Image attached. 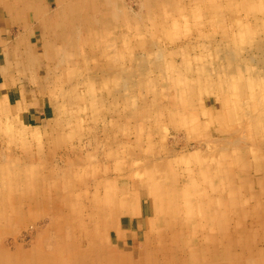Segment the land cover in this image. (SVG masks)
<instances>
[{
  "label": "rangeland",
  "instance_id": "1",
  "mask_svg": "<svg viewBox=\"0 0 264 264\" xmlns=\"http://www.w3.org/2000/svg\"><path fill=\"white\" fill-rule=\"evenodd\" d=\"M29 7L44 11L29 13L32 52L14 42ZM1 48L16 54L0 74V264H74L80 247L89 264L161 258L157 200L177 238L217 211L264 254V0H0V63ZM92 209L116 226L88 245L77 220Z\"/></svg>",
  "mask_w": 264,
  "mask_h": 264
},
{
  "label": "bare ground",
  "instance_id": "2",
  "mask_svg": "<svg viewBox=\"0 0 264 264\" xmlns=\"http://www.w3.org/2000/svg\"><path fill=\"white\" fill-rule=\"evenodd\" d=\"M27 1H31V0H27ZM109 1V0H107ZM154 1V0H153ZM162 1V0H161ZM232 1V0H231ZM156 2V1H155ZM178 2V1H177ZM4 3V2H3ZM152 3V2H151ZM154 3V2H153ZM110 4V3H109ZM2 5V4H1ZM4 5V4H3ZM2 5V6H3ZM46 5V4H45ZM62 5V4H61ZM66 5V4H65ZM100 5V4H99ZM40 6V5H39ZM63 7V6H62ZM66 7V6H65ZM46 8V7H45ZM156 8V7H155ZM169 8V7H167ZM64 9V8H63ZM67 9V8H66ZM201 9V8H200ZM3 10V9H2ZM21 10V9H20ZM47 10V8H46ZM45 10V12H47ZM119 10V9H118ZM28 12L25 13V22H24V26H23V31L17 35V37L14 39V42L19 45L20 43L21 44H25V46L27 47V51H33L34 50V47L32 45V43L28 42V39H31V34H30V31L32 30L31 28V25H29V13L30 11H32V15L34 17V20L35 22L36 21H40V19L42 20V17L44 14V11L42 12V10L38 9V7L36 9H32L31 7H29V9L27 10ZM41 11V12H40ZM66 11V10H65ZM73 9L71 8L70 12H72ZM74 13V12H72ZM116 13V12H115ZM46 14V13H45ZM156 14V13H155ZM193 14V13H192ZM21 15V14H20ZM74 15V14H73ZM72 15V16H73ZM23 16V15H22ZM70 16L67 14L64 15V22L66 23V28L65 30H68L66 31L65 34L64 33V36L60 33V34H52L53 38H54V41H53V44H52V47L51 49L53 50V52L55 51V53L57 52V47L62 43H67L69 42L70 40V35L68 34V32H71L70 30L74 28V24L73 22V17ZM158 16V15H157ZM176 16V15H175ZM55 17V16H54ZM5 18H6V15H5ZM153 18V17H152ZM90 19V18H89ZM158 19V18H157ZM162 19V18H161ZM15 20V19H14ZM27 20V21H26ZM43 20L47 21L49 20V18L45 19L43 17ZM58 20V19H57ZM45 21V28L47 30L50 31V34L53 30L52 28V25H49L47 22ZM157 21V20H156ZM29 22V23H27ZM103 22V21H102ZM164 22V21H163ZM5 23V22H4ZM84 23H87V22H84ZM89 23V22H88ZM105 23V22H104ZM180 23V22H179ZM9 24V23H8ZM23 23H21L22 25ZM157 24V23H156ZM175 24V22H174ZM39 25V24H38ZM180 25V24H178ZM82 26V25H81ZM80 26V29H82ZM94 26V25H93ZM10 27V26H9ZM18 27V26H17ZM43 27V26H42ZM20 28V27H19ZM18 28V29H19ZM178 28V27H176ZM79 29V30H80ZM180 29V28H179ZM78 30V32H80ZM83 30V29H82ZM86 31V30H84ZM47 32V31H46ZM76 32V30H75ZM74 32V33H75ZM106 32V31H105ZM171 32V31H170ZM14 33V32H13ZM78 34V38L79 37V33ZM47 35V34H46ZM83 35V34H82ZM13 36V35H12ZM72 36V35H71ZM85 36V35H84ZM73 38V37H72ZM71 38V39H72ZM75 39V38H74ZM73 39V40H74ZM81 39V38H80ZM72 40V41H73ZM79 40V39H78ZM39 41V40H38ZM83 41V40H81ZM93 41V40H92ZM27 42V44H26ZM74 42V41H73ZM78 42V41H77ZM14 43V44H15ZM94 43V42H93ZM79 44V42H78ZM77 44V45H78ZM81 44V43H80ZM83 44V43H82ZM88 45V44H87ZM3 47V46H2ZM68 48V47H67ZM2 49V48H1ZM4 49V48H3ZM2 49V52H4ZM14 49V48H13ZM62 53V52H61ZM16 52L15 50H12L11 53L9 50H6V52H4V59L3 61L0 63V74L2 73V75L6 76V74L8 73H5L6 71V67L8 68V64L11 65V61L14 59L15 60V55ZM35 56V55H34ZM63 56V53L62 55ZM25 58V57H24ZM32 58V57H31ZM51 58V57H50ZM30 59V58H29ZM13 60V62H14ZM24 60V59H23ZM32 60V59H31ZM63 60V59H62ZM34 61V60H33ZM49 61V60H48ZM69 61V60H68ZM27 62V61H26ZM53 62V61H52ZM51 62V63H52ZM82 63V62H81ZM14 64V63H13ZM46 64V62H45ZM48 64V63H47ZM58 64V63H57ZM55 64V65H57ZM16 65V64H15ZM28 65V64H27ZM35 65V63H34ZM54 67V66H53ZM11 68V67H10ZM47 68V67H46ZM49 68V67H48ZM59 68V66H58ZM29 69V68H28ZM54 69V68H53ZM68 69V68H67ZM31 70V69H30ZM35 70V69H34ZM56 70V69H55ZM66 70V69H65ZM38 71V70H37ZM30 73V72H29ZM45 73V72H44ZM261 73V72H260ZM21 74V73H20ZM15 75V74H14ZM31 74H29L28 76H30ZM43 75V74H42ZM17 78V77H16ZM50 78V77H49ZM53 80V78H52ZM59 80V79H58ZM62 80V79H61ZM201 80V79H200ZM15 81V80H14ZM45 82V81H44ZM66 82V80H65ZM59 83V82H58ZM195 83V82H194ZM44 84V83H43ZM64 84V83H63ZM72 84V83H71ZM206 87V86H205ZM42 88V86H41ZM67 88V87H66ZM69 89V88H68ZM204 89V88H203ZM202 89V90H203ZM205 90V89H204ZM74 98V97H73ZM71 102V100H70ZM67 103V102H66ZM63 107V106H62ZM62 112V110H61ZM63 113V112H62ZM64 114V113H63ZM68 114V113H67ZM247 117V116H246ZM186 118V116H185ZM69 121V120H68ZM185 121V120H184ZM251 123V122H250ZM60 126V125H59ZM69 127V126H68ZM60 128V127H59ZM235 147V146H234ZM233 148V147H232ZM237 150V149H236ZM231 152V151H230ZM229 152V153H230ZM238 153V152H237ZM240 153V152H239ZM233 154V152H232ZM239 157V156H238ZM241 157V156H240ZM250 157V156H249ZM238 159V158H237ZM242 159V157H241ZM235 161V160H234ZM251 163V162H250ZM229 167V166H227ZM225 171V169H224ZM168 175V174H167ZM172 175V174H171ZM235 178V177H234ZM165 179V178H164ZM19 182V181H18ZM150 182V181H149ZM148 182V183H149ZM176 184V183H175ZM162 186V184H160ZM175 186V185H174ZM45 187V186H44ZM229 188V187H228ZM225 191V190H224ZM230 192V191H229ZM194 194V193H193ZM162 195V194H161ZM228 194L226 195H223V198H225ZM30 197V196H29ZM158 197V196H157ZM163 197V196H162ZM203 196H200V203L203 202V200H205V198ZM118 198V197H117ZM127 198V197H126ZM160 198V197H159ZM158 198V199H159ZM42 199V198H41ZM169 200V199H168ZM173 200V199H172ZM12 201V199H11ZM24 201V200H23ZM26 201V200H25ZM118 201V200H117ZM129 201V200H128ZM165 201V200H164ZM163 201V202H164ZM42 202V201H40ZM133 202V201H132ZM158 204L157 205V209L155 211V218L153 219H150L151 222L153 223H156L158 222L159 224H161L162 226H165L167 228V235L166 236H162L163 238V244H162V248L159 249L155 247L156 249V252L155 253H162V257L159 258L158 255H141L140 259L139 260H132L131 259V255H128V254H125L124 252H115L112 248V250H110V252L107 253L106 256H104L103 258H108V260H111L112 262H110L109 264L113 263V264H264V254H259L261 250H258V247L257 249H255L253 246H247L245 248H241L239 249L243 243H242V239L243 238V234H249L250 235L248 236L249 237V241H252L253 239V236L251 234V232H253V229L247 225L245 227H243L242 229L240 228H235L233 227V230L234 229H237L235 230L237 232H230V230H228L227 227L223 228L222 226L218 225V221H222V216L219 215L218 216V212H214L213 215L214 216H211L210 217V221L212 224V227L210 225V227H208L209 231L205 230L203 228V226L201 225L202 224V219L201 218H198L197 223L192 226L190 228V226H187V228L185 229V231H181L177 238L176 236V224H180L181 223L179 222V220H176V217H172L169 213H168V209L165 208L162 204H159V203H163L161 202L160 200H157L156 201ZM205 203H202L203 205L209 207V204L208 202L205 200L204 201ZM225 202V200H223V203ZM235 202V201H234ZM240 202V200H239ZM227 203V202H226ZM243 203V202H242ZM16 204V203H15ZM43 204V203H42ZM136 204V203H135ZM169 204V203H168ZM241 204V202H240ZM7 205V204H6ZM173 207H170V208H176V204H171ZM244 205V204H243ZM107 206V205H106ZM26 207V206H25ZM122 203L120 204V202L118 201L116 204H115V207L114 205H112V208L116 209V208H122ZM136 207V205H135ZM10 208V207H9ZM28 208V206H27ZM43 208V207H42ZM57 208H60V206H58ZM62 208V207H61ZM40 209V208H39ZM51 209V208H50ZM41 210V209H40ZM43 210V209H42ZM41 210V211H42ZM159 210V211H158ZM177 208H176V213H177ZM17 211V210H16ZM212 211V210H211ZM20 213V211H17ZM80 212V211H78ZM89 213L85 214V215H82L83 214V211L81 209V216L80 218L77 220L78 222V229H79V232L81 234V236L84 238L83 242H87L88 241V245L90 242H93V240L95 242H97L98 240H95L97 239L98 237H102L103 235H105L106 233L109 232V230L112 228V227H115V221L113 222V220H110V222L108 220H106L103 224L102 223H97L95 222V219L96 218H99V216L101 217V210H97V209H92V210H89L88 211ZM117 212L116 214L120 213L121 210H117L115 211ZM114 212V213H115ZM193 215L195 216L197 214L198 211H195L193 209ZM18 213V214H19ZM42 213V212H41ZM39 213V214H41ZM48 213H49V210H48ZM27 214V213H26ZM51 214V213H50ZM136 214V213H135ZM153 214H154V211H153ZM264 214V213H263ZM103 215V214H102ZM122 215V214H121ZM126 215V214H125ZM77 216V215H76ZM177 216V214H176ZM190 216V215H189ZM192 216V215H191ZM108 217V216H107ZM158 217V218H157ZM67 218V217H66ZM70 218V217H69ZM223 218H225V215L223 216ZM20 219V218H19ZM71 219V218H70ZM73 219V218H72ZM112 219V218H110ZM186 219V218H185ZM194 220V219H193ZM224 220V219H223ZM56 220L55 219V223H56ZM62 221V219H61ZM59 222V221H58ZM102 222V220L100 221ZM194 222V221H193ZM73 223V222H72ZM152 223V224H153ZM222 223V222H219V224ZM157 224V223H156ZM115 225V226H114ZM256 225V224H255ZM153 226V225H152ZM161 226V227H162ZM261 227V226H260ZM59 228V227H58ZM121 228V227H120ZM264 228V227H263ZM214 229H216L215 233H214ZM153 230V228H152ZM252 230V231H250ZM258 230V229H257ZM1 231V230H0ZM158 231H159V228H158ZM178 231V230H177ZM45 232V231H44ZM61 232V231H59ZM115 232V231H114ZM264 232V231H263ZM255 233V232H254ZM236 234V235H235ZM262 234V232H261ZM153 235V234H152ZM157 235V234H156ZM163 235V233H162ZM241 235L240 237H235V236H239ZM61 236V235H60ZM117 236V235H116ZM160 236V235H159ZM261 236V235H260ZM65 238V237H64ZM233 238L235 240H233ZM108 239V238H107ZM144 239V238H143ZM80 240V239H79ZM119 240V239H118ZM145 240V239H144ZM159 241V240H158ZM263 241V240H262ZM48 242V241H47ZM54 242V241H53ZM70 242V241H69ZM100 242V241H99ZM105 242V241H104ZM124 242V241H123ZM144 242V241H143ZM156 241H154L155 243ZM257 242V241H256ZM55 243V242H54ZM63 243V242H62ZM259 243V242H258ZM261 243V242H260ZM51 244V243H50ZM77 244V243H76ZM81 244H82V241H81ZM98 244V242H97ZM105 244V243H104ZM140 244V243H139ZM262 244V243H261ZM69 245V244H68ZM86 245V244H85ZM87 245V246H88ZM94 245V244H92ZM115 245V244H114ZM253 245V244H252ZM40 246V245H39ZM74 246V245H73ZM97 246V245H96ZM176 246V250L178 251V258L175 257V256H172L171 254H169L171 248ZM258 246V245H257ZM95 247V245H94ZM92 246V248H94ZM100 247V245H99ZM105 247V246H104ZM115 247V246H114ZM117 247V246H116ZM115 247V248H116ZM47 248V247H46ZM77 248V247H75ZM89 248V247H88ZM152 248V247H151ZM261 248V247H260ZM81 247L78 248V251L77 252V255L75 257H72V259H75V262L74 264H89L90 262V259L88 260V257H87V254H85L84 252L80 251ZM106 249V248H105ZM149 249V248H148ZM154 249V248H153ZM167 249V251H166ZM175 249V248H174ZM38 250V249H37ZM74 250V249H73ZM82 250V249H81ZM101 251L103 249H100ZM142 250V249H141ZM40 251H42L40 249ZM47 251V250H46ZM71 251V249H70ZM95 251V248L93 250V252ZM104 251V250H103ZM123 251V250H122ZM146 251V249H145ZM148 251V250H147ZM146 251V252H147ZM150 251V250H149ZM45 252V251H44ZM37 253V252H36ZM75 253V252H74ZM92 253V252H91ZM96 253V252H95ZM94 253V254H95ZM131 253V252H130ZM142 252H140L141 254ZM149 253V252H148ZM262 253V252H261ZM22 254V253H20ZM40 254V253H39ZM76 254V253H75ZM146 254V253H145ZM10 255V254H9ZM41 255V254H40ZM45 255V254H44ZM47 255V254H46ZM171 255V256H170ZM36 256V255H35ZM68 257V256H67ZM94 257V256H93ZM34 259V257H33ZM61 259V258H60ZM68 259V258H67ZM10 260V259H9ZM8 259H1V262L3 264H31L30 263V256L29 255H22L21 257H19L18 259H14L11 260L9 262ZM98 260V259H97ZM38 259H37V264H41L40 261L38 263ZM55 262V261H54ZM58 263V262H57ZM67 263V262H66ZM95 263V262H94ZM100 263V261H99Z\"/></svg>",
  "mask_w": 264,
  "mask_h": 264
}]
</instances>
